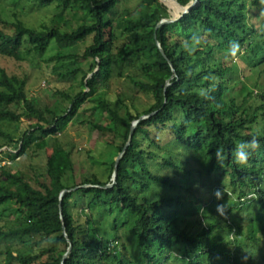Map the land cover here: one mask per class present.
Wrapping results in <instances>:
<instances>
[{"label":"trees","instance_id":"obj_1","mask_svg":"<svg viewBox=\"0 0 264 264\" xmlns=\"http://www.w3.org/2000/svg\"><path fill=\"white\" fill-rule=\"evenodd\" d=\"M29 1L38 8L54 5L60 11L80 13L86 21L63 31L52 23L35 29L0 17V56L21 61L25 47L40 55L51 43L61 51L88 39L90 44L82 54H56L47 60L60 65L52 72L57 81L70 83L81 74L76 94L55 91L68 102L66 108L46 104L41 97H28L23 81L0 71V123L11 126L6 132L0 130L5 140L0 149L6 146L18 150L0 152L2 264H134L124 232L137 245L136 257L144 264H165V256L174 247L181 256L179 264H262L264 252L259 247L264 239L254 225L264 224V89L255 82L249 92L234 82V58L228 52L229 42H238L251 58L253 69L247 72L255 70L256 79L258 67L264 64V41L257 37H264V33L249 24L248 10L257 1L264 12L261 0H198L179 21L158 29L162 19L171 18L169 9L175 11L158 0H139V10L123 17L116 26L109 16L127 0ZM176 1L186 6L192 0ZM116 29L123 38L120 43ZM194 34L200 36L201 44L189 55L181 44ZM119 78H124L129 91L142 95L148 103L142 105L136 95L128 94H119L115 103L106 100L104 92L113 79ZM167 81L171 85L164 90ZM88 100L96 103L99 122L84 119L80 112ZM146 115L150 116L135 128L119 162L116 184L110 189L96 187L110 183L114 159L128 140L132 122ZM76 123L87 124L100 137L108 138L117 151L100 163L108 169L104 181L91 175L70 185L74 164L69 148L47 157L43 179L31 177V171L12 172L1 164L5 160L14 162L31 146L43 150L47 137ZM253 135L260 147L250 153L246 164H236L233 149ZM167 136L171 142L167 139L162 143ZM171 148L187 151L186 169L166 158ZM217 148L223 150L222 165L213 155ZM157 160L165 168L194 179L205 175L215 191L222 189L227 194L229 189L234 206L241 203L243 209L255 210L243 219L249 223V233L246 235L238 220L226 224V219L230 241L221 243L216 224L201 223L194 233L188 225L182 226L180 198L143 197L152 185L177 187L158 169L157 174L150 171L149 163ZM32 178L35 186L31 185ZM85 185L90 187L63 196L60 211L61 191ZM63 226L72 246L64 261L68 242ZM243 249L247 258L242 257Z\"/></svg>","mask_w":264,"mask_h":264},{"label":"rangeland","instance_id":"obj_2","mask_svg":"<svg viewBox=\"0 0 264 264\" xmlns=\"http://www.w3.org/2000/svg\"><path fill=\"white\" fill-rule=\"evenodd\" d=\"M253 2L248 4L251 5ZM252 5L253 6L248 10V16L250 19L249 24L251 25V23H253L261 29L262 33H264V14H262L264 12L262 8L259 7V2L255 1ZM139 8V0L123 1L113 10L109 18L116 26L123 17L137 12ZM169 11L172 16L174 11H171L170 9ZM256 16H258V18H256ZM0 17L8 23H13L18 20L24 23L25 26L35 29L39 28L41 25H49L52 23L63 31H70L86 21V17L80 13L60 11L57 10L54 5L48 8H38L29 0H0ZM115 31L120 40H118V42L120 43L123 38L120 37L118 29ZM257 40L260 42L264 41V37L259 36L257 37ZM89 44L90 39L77 46L71 47L68 50L61 51L56 44L51 43L40 55L30 53L28 47H25L21 61H15L0 56V71L3 70L9 76H15L23 81L24 91L28 97H41V101L46 104H56L58 107L61 106L60 108H66L69 106L68 102L64 101L55 91L69 90L72 95L76 94L78 90H80L79 80L81 74H78L75 81L70 83L57 81L52 72L54 68H58L60 65L57 62H47V60L56 54H82L86 46ZM232 61L234 62L231 66L234 82L241 85L243 89H247L249 92L255 87V82L260 86L261 90L264 89V64L258 67L260 74L257 75L255 79V70L251 73L247 72L250 68L253 69V66L250 63L251 58L245 54L244 48L241 50V54ZM81 67H85V62ZM70 84L72 88L69 89ZM237 88L238 87H236V89ZM257 92L258 90L256 89L253 93L255 94ZM104 94L105 99L112 103L117 101L119 94H128L132 97L136 95L135 97L138 98V101L142 105L148 103V100L143 98L142 95L135 94L131 90L129 91V87L124 78L113 79L110 82L109 89L105 91ZM48 98H51V100L49 101ZM95 104L96 103L88 100L81 106L80 112L84 114V119L92 120L94 122L100 121L101 114L95 107ZM21 121L24 122L23 119ZM10 129V124L6 122L0 123V130L6 132ZM167 139L169 142L172 140L167 136V138L162 140V143ZM45 141L46 147L43 150L36 151L35 147L31 146L25 154L18 157L14 162L9 163L5 160L1 164H5L12 172L21 171L30 173L31 171V177L33 175V178L40 177L43 179L47 157L61 148H69L71 150L72 161L74 164L73 180L68 179V183L71 185L73 181L79 183L81 179L91 177V175H96L101 181H104L107 177L108 169H106L104 165H100V163L107 161L114 152L117 153V151L110 146L108 138L100 137L99 134L92 130L87 124L80 125L76 123L69 125L62 133L56 136L47 137ZM4 142L5 140L0 137V144ZM171 149L170 154L167 155L166 158L173 161V163H178L180 168L186 169L185 159L188 158L187 151L184 148ZM6 150H10L13 153L18 151L12 147L9 149L4 146L0 149V152ZM149 168L153 174H157V171L159 170L162 176L167 177L177 187L165 188L152 185L150 191L145 192L143 197L154 200L162 199L161 197L180 198L182 205L180 206L178 213L181 215L180 219L184 218L185 222L183 223L181 221V224L182 226L188 225L191 227V232L194 233L200 229L201 223L205 225L216 224L218 226L219 235L222 237L221 243L225 244L226 241H230L228 239L230 227L226 224L238 220L243 226V231L246 235L249 233L247 228L249 223H246V221L244 223L243 219L247 220V217L252 216L251 214L252 212L254 213L255 210L252 209L253 211H247L241 207V203L234 206L235 198L231 197L229 189L227 190V194L225 190L219 189L222 192V199L218 200L214 196V184L211 181H208L205 175V177L203 176L200 178L196 175L194 179L181 172L165 168L161 160L149 163ZM33 178L31 180V185L35 186ZM250 198L251 197H247V199ZM219 203L225 205L226 214L220 215L217 212L216 206ZM226 219L228 220L225 224ZM130 221L131 220L129 219V225L131 223ZM250 225L253 226V224ZM254 227L258 228L259 233L264 239V224L258 222V226L254 225ZM123 238L126 239V242L128 243V250L130 256L134 260V264H144L142 260L136 257L139 249L133 239L125 232ZM227 244L231 245V242H227ZM259 248L261 252L262 250L264 252V240L263 242H260ZM247 255V250L243 249L242 257L247 258ZM165 257V264L180 263L179 258L181 256L176 247L172 248L170 253ZM258 262L261 263L262 260L258 259ZM2 263L3 259L1 257L0 264ZM262 264H264V262H262Z\"/></svg>","mask_w":264,"mask_h":264},{"label":"clouds","instance_id":"obj_3","mask_svg":"<svg viewBox=\"0 0 264 264\" xmlns=\"http://www.w3.org/2000/svg\"><path fill=\"white\" fill-rule=\"evenodd\" d=\"M261 3L264 4V0H261ZM200 44H201L200 36L198 34H194L190 38V40L183 41L181 47L184 49V51L188 52V54L191 55L194 51H196V49L200 46ZM228 52L231 55V57L233 58L238 57V54L241 52L239 43L236 41H230ZM200 94L204 95L203 92H201ZM259 147H260L259 140L257 139L256 135H253L250 140L242 141L235 146L232 152V158L236 164H246L249 159L250 153L256 151ZM213 155L216 159L217 164L222 165L224 160L223 150L217 148L213 153ZM214 196L218 200L222 199V192L219 189H217L214 192ZM216 208H217V212L220 215L225 214L226 209L224 204H218Z\"/></svg>","mask_w":264,"mask_h":264},{"label":"water","instance_id":"obj_4","mask_svg":"<svg viewBox=\"0 0 264 264\" xmlns=\"http://www.w3.org/2000/svg\"><path fill=\"white\" fill-rule=\"evenodd\" d=\"M160 3L165 4V2L163 0H158ZM172 1L177 10L176 12L174 11L173 15L171 16V18H167V19H162L156 26V29H158L159 27L165 25V24H171V23H175L177 21H179L183 16H185L186 14H188L190 12V10L192 8H194L195 6H197L198 4V0H192L188 5L186 6H182L180 5L176 0H170ZM167 6V5H166ZM168 7V6H167ZM169 9V7H168ZM157 45V48L158 50L161 52V54L164 56V58L166 59L165 55H164V52L159 44V42L156 43ZM167 60V59H166ZM172 72L175 74L174 70H172ZM171 84L167 81L165 86H164V90H166ZM150 115H146V116H141L138 120H135L132 122V125L130 127V131H129V137H128V140L126 142V144L124 145L122 151H120L118 153V155L115 157L114 159V166H113V172H112V176H111V180H110V183L105 185V186H96L98 188H101V189H110L112 188L115 184H116V176H117V169H118V165H119V162L121 160V158L123 157L124 153L126 152L127 148L129 147L130 143H131V139H132V136H133V133L135 131V128L138 126V124L147 119ZM83 187H90L89 185H85V186H78V187H75V188H72V189H69V190H63L61 191L60 195H59V200H60V211H61V201H62V198L63 196L68 193V192H73L79 188H83ZM63 220V218H61ZM63 235L64 237L66 238L67 242H68V248H67V251L66 253L63 255V258H62V261H64L68 256L69 254L71 253V249H72V246H71V242L70 240L68 239L66 233H65V229H64V226H63Z\"/></svg>","mask_w":264,"mask_h":264},{"label":"bare ground","instance_id":"obj_5","mask_svg":"<svg viewBox=\"0 0 264 264\" xmlns=\"http://www.w3.org/2000/svg\"><path fill=\"white\" fill-rule=\"evenodd\" d=\"M165 2V4H169L171 7H173L175 9V12L177 10V8L175 7V5L171 2H169L168 0H163Z\"/></svg>","mask_w":264,"mask_h":264}]
</instances>
